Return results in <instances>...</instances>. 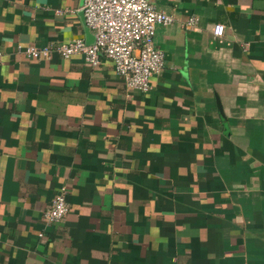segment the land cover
Wrapping results in <instances>:
<instances>
[{
  "label": "crops",
  "instance_id": "crops-1",
  "mask_svg": "<svg viewBox=\"0 0 264 264\" xmlns=\"http://www.w3.org/2000/svg\"><path fill=\"white\" fill-rule=\"evenodd\" d=\"M148 1L174 20L141 92L24 53L91 43L83 0H0V264H264V0Z\"/></svg>",
  "mask_w": 264,
  "mask_h": 264
},
{
  "label": "built area",
  "instance_id": "built-area-1",
  "mask_svg": "<svg viewBox=\"0 0 264 264\" xmlns=\"http://www.w3.org/2000/svg\"><path fill=\"white\" fill-rule=\"evenodd\" d=\"M82 13L85 26L93 33L91 43L74 39L44 46L29 44L24 53L37 60H48L53 53L63 59L80 54L93 66L102 58L108 59L128 90L148 91L150 78L160 73L164 64V53L154 44L155 30L157 26L171 24L173 16L158 10L148 0H83ZM196 23V17L191 16L183 25L192 28ZM223 32L222 24L214 26V35ZM66 193L64 185L54 194L42 215L45 225L62 219L68 212Z\"/></svg>",
  "mask_w": 264,
  "mask_h": 264
},
{
  "label": "water",
  "instance_id": "water-1",
  "mask_svg": "<svg viewBox=\"0 0 264 264\" xmlns=\"http://www.w3.org/2000/svg\"><path fill=\"white\" fill-rule=\"evenodd\" d=\"M217 107H218V109L221 111V106H220V104H219L218 101H217Z\"/></svg>",
  "mask_w": 264,
  "mask_h": 264
}]
</instances>
